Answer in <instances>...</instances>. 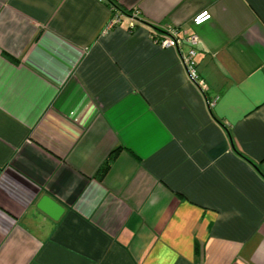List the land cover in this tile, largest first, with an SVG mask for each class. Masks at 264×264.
I'll return each instance as SVG.
<instances>
[{"label": "crops", "instance_id": "obj_1", "mask_svg": "<svg viewBox=\"0 0 264 264\" xmlns=\"http://www.w3.org/2000/svg\"><path fill=\"white\" fill-rule=\"evenodd\" d=\"M0 264H264V0H0Z\"/></svg>", "mask_w": 264, "mask_h": 264}, {"label": "built area", "instance_id": "obj_2", "mask_svg": "<svg viewBox=\"0 0 264 264\" xmlns=\"http://www.w3.org/2000/svg\"><path fill=\"white\" fill-rule=\"evenodd\" d=\"M113 16L109 21L108 28L114 26L121 21V12L118 7L111 4ZM210 16L207 11H204L197 17V22L201 23L205 18ZM137 16L133 15L132 20H135ZM153 39L160 44L162 47H174L179 51L181 63L186 71L188 79L193 83L206 97V92L209 87L205 79L201 76L198 71V59H197V45L199 44V37L197 34H187L177 27H169L165 32L153 33ZM187 45L188 49L183 51V46ZM209 103L210 101L207 100Z\"/></svg>", "mask_w": 264, "mask_h": 264}, {"label": "water", "instance_id": "obj_3", "mask_svg": "<svg viewBox=\"0 0 264 264\" xmlns=\"http://www.w3.org/2000/svg\"><path fill=\"white\" fill-rule=\"evenodd\" d=\"M231 138V145L233 149L237 152L240 153L237 148L235 147V143L230 135ZM244 156V155H243ZM247 158L246 156H244ZM248 159V158H247ZM249 162L261 173L262 171L259 169L258 165L252 161L249 160ZM37 207L42 210L43 212L47 213L49 216H51L53 219H59L62 214L64 213L65 207L61 205L58 201H56L53 197L50 195L46 194L41 197L39 202L37 203Z\"/></svg>", "mask_w": 264, "mask_h": 264}, {"label": "trees", "instance_id": "obj_4", "mask_svg": "<svg viewBox=\"0 0 264 264\" xmlns=\"http://www.w3.org/2000/svg\"><path fill=\"white\" fill-rule=\"evenodd\" d=\"M112 2V1H111ZM113 3V2H112ZM165 32V31H164ZM206 94V97L208 96V92L205 93ZM208 98V97H207ZM209 103V102H208ZM214 104V101L213 100H210V103H209V106L213 105Z\"/></svg>", "mask_w": 264, "mask_h": 264}, {"label": "rangeland", "instance_id": "obj_5", "mask_svg": "<svg viewBox=\"0 0 264 264\" xmlns=\"http://www.w3.org/2000/svg\"><path fill=\"white\" fill-rule=\"evenodd\" d=\"M112 4V3H111ZM206 81V80H205ZM207 85H208V83H207Z\"/></svg>", "mask_w": 264, "mask_h": 264}]
</instances>
